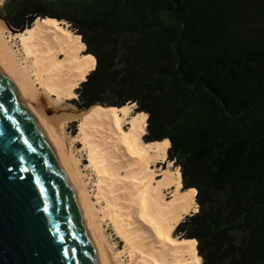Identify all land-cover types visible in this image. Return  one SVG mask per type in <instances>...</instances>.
Segmentation results:
<instances>
[{
    "label": "trees",
    "instance_id": "trees-1",
    "mask_svg": "<svg viewBox=\"0 0 264 264\" xmlns=\"http://www.w3.org/2000/svg\"><path fill=\"white\" fill-rule=\"evenodd\" d=\"M2 1L14 30L50 17L81 36L96 64L77 110L134 103L143 140H169L197 191L175 234L201 263L264 264V0Z\"/></svg>",
    "mask_w": 264,
    "mask_h": 264
},
{
    "label": "bare ground",
    "instance_id": "bare-ground-1",
    "mask_svg": "<svg viewBox=\"0 0 264 264\" xmlns=\"http://www.w3.org/2000/svg\"><path fill=\"white\" fill-rule=\"evenodd\" d=\"M3 29L0 25V64L60 156L92 223L104 264H121L122 257L127 259L124 264H202L197 241L175 234L179 223L197 212V191L183 190L179 168L173 169L167 159L169 140H143L147 114H131L134 104L120 108L95 105L86 112L48 104V97L57 102L76 98L75 90L95 67L94 56L83 54L81 36L50 18H37L30 28L11 34V39L20 42L24 61L32 65L29 72L30 66L17 62ZM74 120L79 121L77 138L87 154V167L96 178L97 198L104 204L100 209L88 207V181L73 156L72 144L64 137L65 125ZM158 161L166 163V168L157 175ZM103 221L109 222L123 242L122 250L113 252L109 247L101 231Z\"/></svg>",
    "mask_w": 264,
    "mask_h": 264
},
{
    "label": "water",
    "instance_id": "water-1",
    "mask_svg": "<svg viewBox=\"0 0 264 264\" xmlns=\"http://www.w3.org/2000/svg\"><path fill=\"white\" fill-rule=\"evenodd\" d=\"M44 130L0 64V264H104L92 223Z\"/></svg>",
    "mask_w": 264,
    "mask_h": 264
},
{
    "label": "rangeland",
    "instance_id": "rangeland-1",
    "mask_svg": "<svg viewBox=\"0 0 264 264\" xmlns=\"http://www.w3.org/2000/svg\"><path fill=\"white\" fill-rule=\"evenodd\" d=\"M2 6H3V1L1 0L0 1V25H3L4 26V29L2 31V35L6 38V41L7 40H10V42H8L7 44L9 45L10 49H12V51L14 52L15 58H16L17 62L18 63H22V67L23 66L24 67L26 66L28 68L30 66L29 69H28V71L31 72V66L32 65H31L30 62L27 63V62L24 61V55H23V52H22V50L20 48V45H19L20 42H19V40L18 39L13 40V39L10 38V35L11 34H17V33L21 32L22 29L19 31V30H14V29H12V28L9 27V25L6 23V21L2 17V13H3ZM48 18H50V17H48ZM50 19H55V18H50ZM55 20H57L58 22H60L61 25L64 28H66L69 31H71L70 28H69L70 25L68 24V22H66L65 20H58V19H55ZM71 32H73V31H71ZM73 33H75V32H73ZM81 42H82V40H81ZM84 46H85V49H83V54H86L87 55V53H85L86 45L84 44ZM37 87H38V85H37ZM40 91L36 92V94L38 95V93ZM29 97H27V98H29ZM43 97L46 98V96H43ZM77 97H78V95L76 94V98ZM35 98H37V96ZM46 99L49 102L48 104L49 105H52L54 108H57L58 106H63V107H67V108H70V109L77 110L75 108V106L70 103V100L57 102L53 98H49L48 97ZM31 100H32L33 104L36 105L35 104L36 102L32 98H31ZM128 104L129 105H132L134 103H128ZM128 104H126V105H128ZM135 109H136V104H134V107L132 108L131 114L138 113V112L135 111ZM77 111H80V110H77ZM80 112H83V111H80ZM73 122H76V127L74 129L70 127V123H73ZM126 123L127 122L124 121L122 125L124 126L125 129H128L129 125H126ZM78 124H79V121L78 120H74V121L68 122L65 125L64 137H65V139L69 143L72 144V148L71 149H72L73 156H74L75 159L78 160V164L80 163V165H79L80 166V170L86 176V178H85L86 181H88V186H87L88 189H87V191L90 193L89 194L90 199H89V206L88 205L87 206L89 208L91 206V207H94V209H100V208H103L104 204H103V201L101 199L99 200L97 198V195H96L97 194V187L94 186V184L96 182V178L94 177V175H92V172L87 167V165H88L87 154H86V152H85V150L83 148L82 142L79 141V139L77 138L78 137V133H79ZM73 138H77L78 140H76V141L75 140H72ZM145 143H148V142H145ZM172 166H173V169L176 168V167H178V166L175 167L174 166V163H172ZM165 168H166V163H163V162L158 161V163L156 164V172H157V175H158V173H160V170L161 169H165ZM166 193H167V191H166ZM167 197L169 198L170 197V194H167ZM101 231H102V234L104 235V238L107 241L109 247L111 249H113L112 250L113 252H118L119 250H122L123 249V247H124L123 242L117 237L116 233L114 232L112 226L109 224L108 221H105V222L103 221L101 223ZM120 262H121V264H124V263L127 262V259L125 257H122L120 259Z\"/></svg>",
    "mask_w": 264,
    "mask_h": 264
},
{
    "label": "snow or ice",
    "instance_id": "snow-or-ice-1",
    "mask_svg": "<svg viewBox=\"0 0 264 264\" xmlns=\"http://www.w3.org/2000/svg\"><path fill=\"white\" fill-rule=\"evenodd\" d=\"M86 59H88V60H92V57L91 56H88V57H86ZM164 143L165 144H167L168 142L167 141H164ZM193 191V193H194V190H192ZM143 218V217H142ZM190 243H195V241H191Z\"/></svg>",
    "mask_w": 264,
    "mask_h": 264
}]
</instances>
